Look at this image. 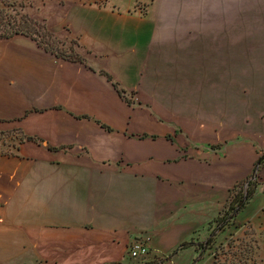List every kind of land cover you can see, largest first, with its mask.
Listing matches in <instances>:
<instances>
[{
	"label": "crops",
	"instance_id": "obj_1",
	"mask_svg": "<svg viewBox=\"0 0 264 264\" xmlns=\"http://www.w3.org/2000/svg\"><path fill=\"white\" fill-rule=\"evenodd\" d=\"M145 1L70 9L52 30L65 57L0 39V133L23 135L0 152V264H127L134 237L149 240L145 260L192 264L248 178L254 195L218 234L264 230V0L218 28L182 0ZM217 47L211 120L191 95Z\"/></svg>",
	"mask_w": 264,
	"mask_h": 264
},
{
	"label": "rangeland",
	"instance_id": "obj_2",
	"mask_svg": "<svg viewBox=\"0 0 264 264\" xmlns=\"http://www.w3.org/2000/svg\"><path fill=\"white\" fill-rule=\"evenodd\" d=\"M182 9L188 13L199 9L205 14L208 26L218 28V18L229 19L232 8L245 7L246 0H182ZM148 3L145 0H0V15L3 19L26 16L43 26L47 32H41L44 45L55 51L59 56H66L64 41L58 38L52 30L68 21V12L77 7H118L131 8L144 12ZM24 20V19H23ZM75 44V41H73ZM264 49H254V53L262 55ZM207 61L202 63L201 88L195 87L191 101L200 112L195 113L204 119L218 120V47L207 49ZM223 56V55H222ZM229 64L227 67L229 68ZM204 87V90H203ZM128 105H139L140 102L132 96H123ZM148 103L151 100H147ZM141 105V104H140ZM147 105L143 103V109ZM149 108V107H148ZM149 119V116H148ZM23 139L18 133H0V152L9 151L11 146ZM254 181V180H253ZM233 223V222H232ZM232 225V224H231ZM230 225V226H231ZM214 228V227H213ZM198 261L195 264H264V230L253 225L245 228L229 227L226 233L218 234L212 229L206 237L196 240ZM160 260H131L127 264H159Z\"/></svg>",
	"mask_w": 264,
	"mask_h": 264
},
{
	"label": "trees",
	"instance_id": "obj_3",
	"mask_svg": "<svg viewBox=\"0 0 264 264\" xmlns=\"http://www.w3.org/2000/svg\"><path fill=\"white\" fill-rule=\"evenodd\" d=\"M24 19V20H23ZM41 32H47L43 26L38 24L33 19L27 18L26 16L11 17L8 19H3L0 15V39H9L14 35L21 34L27 37H30L38 42V45L43 49L48 50L50 52L55 53L54 50L49 48L47 45H44L42 38L40 37ZM59 56L57 53H55ZM64 57V56H63ZM263 160L260 159L259 163ZM256 189V181L247 179L246 181L237 183L232 190L230 191L229 197L226 201V205L224 209L220 212L219 216L214 220V228L215 231L221 232L232 224L235 217L238 213H240L248 201L252 198ZM234 214L232 218L229 219V216ZM187 244H183L180 249L186 248ZM196 250L197 246H196ZM198 261L195 258L192 261V264H195Z\"/></svg>",
	"mask_w": 264,
	"mask_h": 264
},
{
	"label": "built area",
	"instance_id": "obj_4",
	"mask_svg": "<svg viewBox=\"0 0 264 264\" xmlns=\"http://www.w3.org/2000/svg\"><path fill=\"white\" fill-rule=\"evenodd\" d=\"M264 158V155L260 159ZM259 159V160H260ZM259 162L256 164V170L259 167ZM234 214L229 216V219ZM148 239L146 237H134L131 239L127 247V257L131 260H143L148 255Z\"/></svg>",
	"mask_w": 264,
	"mask_h": 264
}]
</instances>
